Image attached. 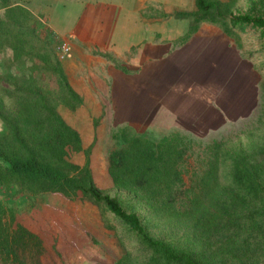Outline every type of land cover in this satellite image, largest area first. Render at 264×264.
I'll return each instance as SVG.
<instances>
[{
  "label": "rangeland",
  "instance_id": "rangeland-1",
  "mask_svg": "<svg viewBox=\"0 0 264 264\" xmlns=\"http://www.w3.org/2000/svg\"><path fill=\"white\" fill-rule=\"evenodd\" d=\"M9 1L28 10L29 22H38L79 97V101H75L63 95L59 112L71 127H76V131L79 129L80 138H86H81L82 146L90 148L89 166L94 182L101 190L118 195L125 203V196L114 188L107 172L108 152L116 147L113 133L123 125H130L137 134L155 141L174 131L185 137L184 157L179 162L183 180L180 201L185 200L190 188L200 185L215 142H226L240 155L244 150L248 157L264 159V46L258 29L231 27L228 21L194 22L189 16L196 9L194 0L171 12L151 13L163 19L173 17L189 23V28L177 39V45L184 44L203 25L214 27L227 39L236 61L246 66L245 82L252 92V101L247 102L243 115L223 113L220 122L209 118L210 123L206 125L195 122L196 119L191 124H184L181 119L176 123V119L158 116L157 109H148L143 118L142 109L126 106L124 92L117 90L124 89L125 74L139 68L131 62L135 48L129 53L117 52L71 40L49 27L51 22L46 9L48 5L55 9L57 0ZM219 1L227 4L228 15L259 11L264 6V0ZM60 39L70 44V54L64 59H60L54 50ZM8 57L7 49L0 50V76L4 74L3 65ZM1 83L5 84L4 81ZM202 86L212 98L210 104L217 106L215 100H221L222 87L208 83ZM71 158L82 165L85 153H73ZM228 178L225 175L221 180L228 182ZM234 201L237 207L227 210L228 224L217 226L206 241L203 248L206 264H264V213L253 211L245 199L235 198ZM239 212L244 215L241 221L251 218L252 222H240L238 226V222L233 223ZM0 232H5L8 237V244L0 247V264H116L127 255L130 256L128 263L141 264L147 256L138 238L120 218L103 205L91 202L80 191L65 187L28 195L14 188L6 190L0 184Z\"/></svg>",
  "mask_w": 264,
  "mask_h": 264
},
{
  "label": "trees",
  "instance_id": "trees-1",
  "mask_svg": "<svg viewBox=\"0 0 264 264\" xmlns=\"http://www.w3.org/2000/svg\"><path fill=\"white\" fill-rule=\"evenodd\" d=\"M194 3L195 11L188 14L194 22L228 21L231 27L256 28L264 46V6L228 15L227 4L219 0ZM29 21L22 5L0 0V50L9 51L0 76V184L4 189L28 195L62 187L80 191L120 218L138 238L147 254L141 264H206V241L217 226L228 224L227 210L237 207L235 198L264 213V159L248 157L244 150L240 155L224 141L212 144L200 185L190 188L180 201L179 162L185 137L177 131L155 141L137 134L130 125L117 127L107 172L125 203L98 188L89 166L90 148H83L80 135L59 112L63 95L75 101L79 97L47 35L38 22ZM81 151L85 161L79 165L71 157ZM225 175L228 182L221 180ZM237 215L233 220L237 226L252 222L251 218L241 221L240 212ZM7 244V234L0 232V247ZM129 258L116 264H130Z\"/></svg>",
  "mask_w": 264,
  "mask_h": 264
},
{
  "label": "crops",
  "instance_id": "crops-1",
  "mask_svg": "<svg viewBox=\"0 0 264 264\" xmlns=\"http://www.w3.org/2000/svg\"><path fill=\"white\" fill-rule=\"evenodd\" d=\"M188 3L189 0H57L56 8L48 5L46 13L49 27L71 40L117 52L129 53L135 48L131 62L139 68L125 74L124 89L117 92H124L127 107L142 109L143 118L148 109H157L158 116L176 119V123L181 119L191 124L196 119L206 125L209 118L222 121L223 113L243 115L252 92L245 82L246 66L236 61L227 39L214 27L203 25L184 44L177 45L189 23L151 14L171 12ZM205 83L222 87L221 100H215L217 106L210 104L212 98L202 86Z\"/></svg>",
  "mask_w": 264,
  "mask_h": 264
},
{
  "label": "built area",
  "instance_id": "built-area-1",
  "mask_svg": "<svg viewBox=\"0 0 264 264\" xmlns=\"http://www.w3.org/2000/svg\"><path fill=\"white\" fill-rule=\"evenodd\" d=\"M55 51L60 59H64L71 51L70 44L66 40L60 39L55 44Z\"/></svg>",
  "mask_w": 264,
  "mask_h": 264
}]
</instances>
